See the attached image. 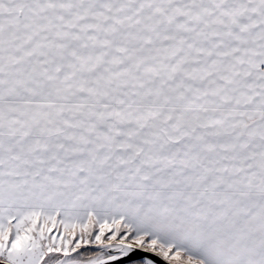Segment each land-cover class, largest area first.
Listing matches in <instances>:
<instances>
[{
	"label": "snow or ice",
	"instance_id": "snow-or-ice-1",
	"mask_svg": "<svg viewBox=\"0 0 264 264\" xmlns=\"http://www.w3.org/2000/svg\"><path fill=\"white\" fill-rule=\"evenodd\" d=\"M0 264H264V0H0Z\"/></svg>",
	"mask_w": 264,
	"mask_h": 264
}]
</instances>
